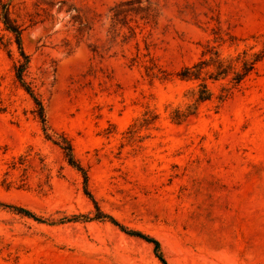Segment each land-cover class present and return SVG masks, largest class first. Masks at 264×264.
Returning <instances> with one entry per match:
<instances>
[{
  "label": "rangeland",
  "instance_id": "obj_1",
  "mask_svg": "<svg viewBox=\"0 0 264 264\" xmlns=\"http://www.w3.org/2000/svg\"><path fill=\"white\" fill-rule=\"evenodd\" d=\"M5 1L29 56L25 81L49 126L70 140L100 209L156 239L167 264H264V60L221 106L207 103L180 126L167 107L191 84L152 79L132 61L138 43L175 73L200 58L216 21L237 36L264 34V0H153L156 23L140 22L124 46L111 39L109 10L126 0ZM19 60L0 21V202L54 222L21 225L0 211V264H160L151 245L109 223L60 221L92 205L80 175L43 139L15 78ZM146 107L158 120L127 140Z\"/></svg>",
  "mask_w": 264,
  "mask_h": 264
},
{
  "label": "trees",
  "instance_id": "obj_2",
  "mask_svg": "<svg viewBox=\"0 0 264 264\" xmlns=\"http://www.w3.org/2000/svg\"><path fill=\"white\" fill-rule=\"evenodd\" d=\"M158 12V5L153 0H126L115 4L109 10V14H111L109 33L112 35V41L120 37V43L123 46L127 45L131 40L136 38V29L140 27L139 23L141 22L144 26L155 24L159 16ZM93 20V17H89L88 21H86L90 29L95 23ZM0 21L4 30L11 35L19 54L20 60L14 69L15 78L34 105V114L39 123L41 135L46 142L51 143L59 149L64 165L80 175L83 196L92 205V210L88 213L72 216L70 219H61L60 221L67 220L68 222V220H71V222L77 223L80 220L82 222L109 223L126 235L151 245L159 263L167 264L162 258L159 251L160 246L156 239L140 231L123 226L112 216L100 209L98 203L88 191L87 171L75 158L70 140L49 126L42 100L35 93L33 87L25 81L29 56L22 48V28L12 19L9 3L5 0H0ZM209 36L210 38L202 45L200 58L189 66L181 67L175 73L161 71L152 59H148V55H145L140 50L138 43L136 44V55L132 61L143 64L147 76L160 81L177 79L180 82L191 84L183 94L182 103L167 107V119L172 125L180 126L185 124L189 119L195 117L201 107L207 103L215 101L217 107L221 106L239 89L247 78L256 72L257 67L264 60V34H253L246 37L237 36L229 30L222 29L219 21H216V26L210 29ZM91 51L93 55L98 54L96 48ZM157 120L158 114L153 108H144L140 115L126 129L124 133L125 138L129 141L141 139L139 136L140 132L147 130ZM38 160L41 168L44 170L46 165L43 159L39 157ZM62 170L63 167H60L57 174H59V179L65 180V177L61 174ZM4 188L6 190L9 189L6 185ZM43 188L51 191L49 175L47 173ZM43 188L41 187L40 191ZM0 211L11 215L21 225H25L27 221L40 226L51 225L54 222L52 214H39L29 209L3 202H0Z\"/></svg>",
  "mask_w": 264,
  "mask_h": 264
}]
</instances>
